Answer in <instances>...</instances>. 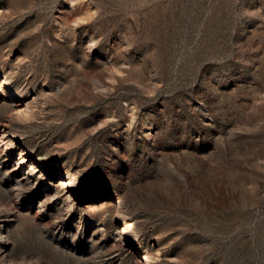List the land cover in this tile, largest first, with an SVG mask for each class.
Returning <instances> with one entry per match:
<instances>
[{
  "label": "rangeland",
  "instance_id": "374dc122",
  "mask_svg": "<svg viewBox=\"0 0 264 264\" xmlns=\"http://www.w3.org/2000/svg\"><path fill=\"white\" fill-rule=\"evenodd\" d=\"M0 264H264V0H0Z\"/></svg>",
  "mask_w": 264,
  "mask_h": 264
}]
</instances>
